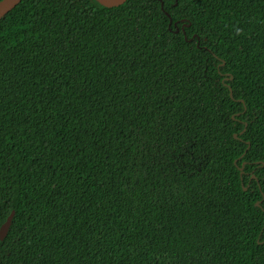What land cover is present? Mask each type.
<instances>
[{"label":"trees","instance_id":"1","mask_svg":"<svg viewBox=\"0 0 264 264\" xmlns=\"http://www.w3.org/2000/svg\"><path fill=\"white\" fill-rule=\"evenodd\" d=\"M83 7L82 0H22L0 19V35L9 34L0 44V183L12 198L8 212L15 207L21 218L0 264H264V249L256 243L260 223L242 230L254 205L240 203L250 195L243 193L242 174L264 159V120L252 126L249 151L247 142L234 143L240 126L231 119L243 106L238 102L242 97L251 102L250 114L264 112V0L250 5L206 0L202 10H194L191 28L175 13L136 8L123 14L127 23L121 21L119 31L115 18L89 17ZM41 18L40 31L31 30ZM176 24L189 37L181 33L176 38ZM201 25L210 36L201 32L189 43ZM169 36L184 41L175 67L169 56L176 53L165 46ZM217 55L233 56L237 98H229L222 116L214 106L207 113L201 108L192 128L196 131L207 116L209 127L220 132V149L208 153L205 191L223 192L216 187L223 179L243 193L232 197L235 219L225 215L229 205L219 194L215 203L179 195L170 200L165 190L160 193L163 206L140 185L134 195L117 179L121 169H114L105 155L126 143L118 138L126 135L137 103L163 95L167 77L178 78V69L179 77L187 79L184 73L194 71L192 56L212 88ZM122 70L128 71L124 78ZM161 73L165 80L157 84ZM85 136L88 151L71 160ZM243 153L247 155L237 163ZM234 231L242 242L234 239Z\"/></svg>","mask_w":264,"mask_h":264},{"label":"snow or ice","instance_id":"2","mask_svg":"<svg viewBox=\"0 0 264 264\" xmlns=\"http://www.w3.org/2000/svg\"><path fill=\"white\" fill-rule=\"evenodd\" d=\"M14 2H19V0H0V11L4 10V4L14 6ZM69 2L78 3L81 0H69ZM82 2L84 7L81 11L85 15L89 17H107L108 20L115 18L114 22L118 31L121 21L127 23L123 14L130 13L136 8H140L141 12L144 9H148L149 13L153 9L161 14L167 12L169 16L175 13L187 21V28H191L192 21L195 18L194 10H202L206 5V0H172L171 3H165V0H120L118 3H106L104 0H82ZM252 2L253 0H240L242 4L250 5ZM158 5H163V9ZM139 17L140 14H137L138 24L140 23ZM43 22L41 18L31 26V30L39 32L40 24ZM97 23L98 21H94L90 27L95 28ZM207 23L211 24L212 22L209 20ZM175 27L177 28L176 38H179L181 33H183V36L189 37L186 28H181L179 24H176ZM213 28H215L214 25ZM201 32L204 33L205 38L210 36V33L205 31L203 25H201L192 34L189 43H195ZM212 34H215V32L213 31ZM236 34L240 35V29H237ZM137 38H139L138 34ZM8 39L9 34L0 35V44ZM183 45L184 41L182 39L168 37V43L165 46H171L173 52L176 53L175 57L169 56V64L172 67H175L179 61ZM233 56L222 58L217 55L215 57L213 65L217 69L215 74L217 79L212 88L207 86V82L210 80L209 75L207 73L201 75L199 68L195 66L196 57L192 56L189 67H193L194 71L184 73L187 79L179 77L180 70L178 69L176 74L178 78L167 77V84L162 89L163 95H153L143 103H137L135 114L128 124L126 135L118 138L126 141V143H123V146L117 144L114 150L106 152L105 155L107 160L112 162L114 169H121V175L117 176V179L124 183L132 194L139 195L136 186L140 185L149 195L154 194L156 203L161 206L164 205L165 201L160 193L165 190L170 200L179 195L184 197L185 200L195 201L199 197L202 200H210L215 203V196L219 194L223 196L225 203L229 205L225 210V215L231 213L233 219H235L237 207L232 202V197L250 193L240 202L243 206L244 200H250L254 205V210L247 213L248 218L244 220L242 230H251L255 227L254 222H259L261 233L256 243L260 249H264V159H261L254 170H248L242 174L241 187L243 193L234 191L223 179L216 184L217 189L223 188V192H206L205 188L208 180L205 172L209 168L207 163L208 153L214 149H220L222 142L217 140L220 132L209 127L207 116L199 122L196 131L192 128L193 122L199 120L201 108L203 112L207 113L214 106L217 116H222L229 98L232 100L237 98L238 73L235 68L230 66L233 63ZM135 68L136 66L133 64V70ZM248 71L251 72L252 69L248 68ZM240 73H244V67L240 68ZM120 75L121 78H124L128 75V71L122 70ZM165 77L166 74L161 73L156 83L164 82ZM225 89L228 90L227 94H225ZM213 91L215 94H212ZM2 92L3 88L0 85V94ZM238 102L243 106L231 118L233 122L240 126L239 135L235 137L234 143L247 142V148L251 151L253 148V136L250 134L253 131L252 126L258 121L264 120V112L250 114L251 102L247 101L246 97H242ZM88 114L91 115L90 107ZM222 124L231 126L227 120H224ZM80 139L81 143L78 151L73 152L70 157L73 161L77 160L80 153L87 152L90 146L87 136ZM109 144L111 145V142ZM260 147H264V142H260ZM245 155L247 153L241 154L237 163H239V160H243ZM89 158H92L91 153H89ZM98 166L99 161H97ZM2 167L3 161L0 159V168ZM245 168H247V165H245ZM244 177H247V183H245ZM149 189H151V192H149ZM227 193L231 195H227ZM10 205H12V198L6 193L3 183H0V261L6 258L3 249L15 238L16 231L21 227V218L17 216L15 207L8 212ZM255 209H258V211ZM233 237L238 242L243 241V236H238L235 231ZM11 255L12 251L9 249L7 256Z\"/></svg>","mask_w":264,"mask_h":264},{"label":"water","instance_id":"3","mask_svg":"<svg viewBox=\"0 0 264 264\" xmlns=\"http://www.w3.org/2000/svg\"><path fill=\"white\" fill-rule=\"evenodd\" d=\"M22 0H19V2H14V6H9L8 4L3 5V11H0V17H3L6 15L8 12H10L17 4H19ZM106 3H118L120 0H104ZM1 19V18H0ZM237 136V135H235ZM243 169V167H242Z\"/></svg>","mask_w":264,"mask_h":264}]
</instances>
